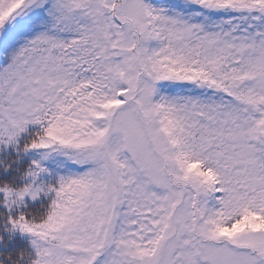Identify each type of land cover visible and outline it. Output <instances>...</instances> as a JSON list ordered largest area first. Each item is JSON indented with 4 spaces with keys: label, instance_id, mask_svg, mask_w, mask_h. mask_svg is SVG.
Returning <instances> with one entry per match:
<instances>
[{
    "label": "snow or ice",
    "instance_id": "1",
    "mask_svg": "<svg viewBox=\"0 0 264 264\" xmlns=\"http://www.w3.org/2000/svg\"><path fill=\"white\" fill-rule=\"evenodd\" d=\"M0 264H264V0H0Z\"/></svg>",
    "mask_w": 264,
    "mask_h": 264
}]
</instances>
